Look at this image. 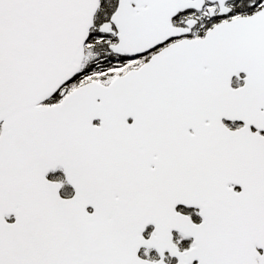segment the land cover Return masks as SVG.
<instances>
[{"label": "snow or ice", "instance_id": "obj_1", "mask_svg": "<svg viewBox=\"0 0 264 264\" xmlns=\"http://www.w3.org/2000/svg\"><path fill=\"white\" fill-rule=\"evenodd\" d=\"M0 264H264V0H0Z\"/></svg>", "mask_w": 264, "mask_h": 264}]
</instances>
